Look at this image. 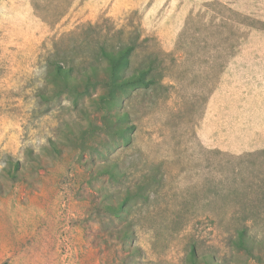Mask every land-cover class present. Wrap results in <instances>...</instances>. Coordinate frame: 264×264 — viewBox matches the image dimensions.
<instances>
[{"label": "rangeland", "instance_id": "1", "mask_svg": "<svg viewBox=\"0 0 264 264\" xmlns=\"http://www.w3.org/2000/svg\"><path fill=\"white\" fill-rule=\"evenodd\" d=\"M129 44L159 77L125 123L98 100ZM234 60H264V0H0V264H264L262 80Z\"/></svg>", "mask_w": 264, "mask_h": 264}, {"label": "trees", "instance_id": "2", "mask_svg": "<svg viewBox=\"0 0 264 264\" xmlns=\"http://www.w3.org/2000/svg\"><path fill=\"white\" fill-rule=\"evenodd\" d=\"M134 49L135 46L133 44L126 45L118 51L106 50L104 48L102 49V55L105 59H107L108 66L106 67V79L101 83L105 90L104 93L100 94L98 103L110 116H114L119 121H123L125 123L128 122L127 120L129 115L127 112L120 113L119 111H112L118 106L121 96L126 95L137 88L151 87L157 82V78L159 77V75L154 72L155 67L152 63L148 64L146 67L137 69L131 74H126V71L131 63V56ZM149 60L152 62L153 59L150 58ZM57 72L64 76L70 75V70L63 68L61 65L57 67ZM91 73H93V75L97 74V68L95 66L92 67ZM88 79L90 80L91 77L88 76ZM89 87L90 85L86 84V88L88 89ZM132 128L133 127H131L128 123L124 126V128L122 127V129H120L122 141L127 145L132 141ZM50 147L53 151H59V147L55 144V142H52ZM104 166H108L105 171L108 172L109 176L117 177L116 171L113 169L115 164H105ZM18 168L19 166L16 164V169ZM11 172L12 171L9 173ZM12 176L13 178H16L15 173H12ZM127 204L128 197L124 198L117 205L109 203L106 206H108L115 214L119 215L121 210H126ZM128 234L129 232L125 231L121 237L125 239ZM123 241L125 242V240ZM232 243L237 249H243L245 251L252 250V240L247 235L246 229L244 228L238 229L237 235L233 239ZM191 262L193 264L200 263L195 248L191 250Z\"/></svg>", "mask_w": 264, "mask_h": 264}, {"label": "crops", "instance_id": "3", "mask_svg": "<svg viewBox=\"0 0 264 264\" xmlns=\"http://www.w3.org/2000/svg\"><path fill=\"white\" fill-rule=\"evenodd\" d=\"M234 65L229 67L235 68V71H231V75H235L241 78H252V79H261L262 82L259 83H245L244 88H241L242 91H247L250 93L251 103L249 108L251 114H257V111L261 109L260 115L264 116V60L259 61H241L234 60L232 61ZM246 64V65H245ZM246 68V70H244ZM250 114V111H249Z\"/></svg>", "mask_w": 264, "mask_h": 264}]
</instances>
